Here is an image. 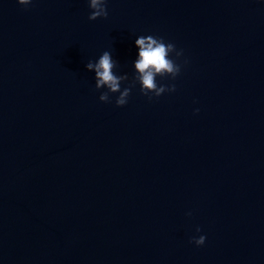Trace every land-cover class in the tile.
Segmentation results:
<instances>
[{
  "label": "water",
  "instance_id": "water-1",
  "mask_svg": "<svg viewBox=\"0 0 264 264\" xmlns=\"http://www.w3.org/2000/svg\"><path fill=\"white\" fill-rule=\"evenodd\" d=\"M90 11L0 0V264H264V0ZM149 33L184 49L175 91L101 101L87 62L131 80Z\"/></svg>",
  "mask_w": 264,
  "mask_h": 264
},
{
  "label": "clouds",
  "instance_id": "clouds-1",
  "mask_svg": "<svg viewBox=\"0 0 264 264\" xmlns=\"http://www.w3.org/2000/svg\"><path fill=\"white\" fill-rule=\"evenodd\" d=\"M18 3L25 8L31 6L34 0H18ZM89 19L95 20L99 17L108 16V0H88ZM137 48L135 59L132 61L134 73L130 80L127 72H119V61L113 57L110 50H104L98 58L89 60L86 68L94 72L95 87L105 89L100 93L99 99L108 102L111 100V93H118L115 103L123 106L128 103L133 87L138 83L140 91L149 99L159 97L166 91L172 92L176 89L175 83H161V79L170 78L174 81L182 70V65L186 64L187 58L184 57V49L177 48L172 41H166L163 36L140 34L135 39ZM184 57L181 61L180 58ZM128 82L127 85L124 82ZM199 108L195 111L199 112ZM191 215V212L188 213ZM201 233V228H196ZM207 234L202 233L192 236L191 240L196 245H204Z\"/></svg>",
  "mask_w": 264,
  "mask_h": 264
}]
</instances>
